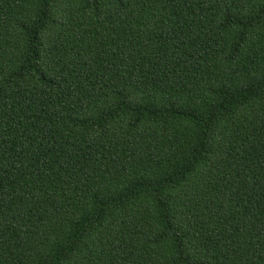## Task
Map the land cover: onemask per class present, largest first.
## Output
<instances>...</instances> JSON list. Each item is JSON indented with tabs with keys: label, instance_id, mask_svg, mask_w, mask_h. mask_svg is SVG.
<instances>
[{
	"label": "trees",
	"instance_id": "obj_1",
	"mask_svg": "<svg viewBox=\"0 0 264 264\" xmlns=\"http://www.w3.org/2000/svg\"><path fill=\"white\" fill-rule=\"evenodd\" d=\"M0 264H264V0H0Z\"/></svg>",
	"mask_w": 264,
	"mask_h": 264
}]
</instances>
